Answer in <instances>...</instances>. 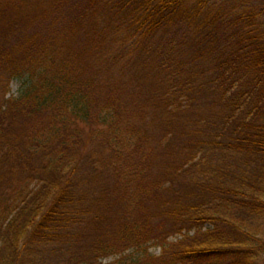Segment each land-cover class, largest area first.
<instances>
[{"label":"trees","instance_id":"1","mask_svg":"<svg viewBox=\"0 0 264 264\" xmlns=\"http://www.w3.org/2000/svg\"><path fill=\"white\" fill-rule=\"evenodd\" d=\"M206 2L0 0V264H264V0Z\"/></svg>","mask_w":264,"mask_h":264},{"label":"rangeland","instance_id":"2","mask_svg":"<svg viewBox=\"0 0 264 264\" xmlns=\"http://www.w3.org/2000/svg\"><path fill=\"white\" fill-rule=\"evenodd\" d=\"M230 1L231 0H207L205 6H207L210 3H216L218 5H221L222 2L230 3ZM155 35L156 36L152 40L153 44L152 45L150 44L151 47L156 45L158 48H162L160 46H163V45H165L167 43V40H168V30L167 31H164V32H161L160 31L159 33H157ZM157 41H159V43ZM134 54H135V52H134ZM145 78L148 79L149 78V74ZM20 82H21V80H19L17 78H14V79L11 80L10 85H9L10 86L9 94H16L18 92V88L20 86ZM142 82H143V79H142ZM138 99H141V98H138ZM260 222H262V220H260ZM160 250L161 249H160V246L159 245H151L148 248V252L150 254L156 255V256L160 254ZM133 252L134 251L132 249H129V250L124 251L122 253L111 254V255H108V256L104 257L102 259V262L103 263L117 262L118 259H120V258L127 257V256H131L133 254Z\"/></svg>","mask_w":264,"mask_h":264}]
</instances>
